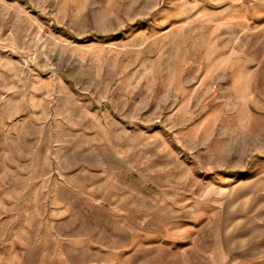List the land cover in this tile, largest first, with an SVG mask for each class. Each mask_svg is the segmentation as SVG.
I'll return each instance as SVG.
<instances>
[{
    "label": "rangeland",
    "instance_id": "rangeland-1",
    "mask_svg": "<svg viewBox=\"0 0 264 264\" xmlns=\"http://www.w3.org/2000/svg\"><path fill=\"white\" fill-rule=\"evenodd\" d=\"M261 172L264 0H0V264H264Z\"/></svg>",
    "mask_w": 264,
    "mask_h": 264
},
{
    "label": "crops",
    "instance_id": "crops-1",
    "mask_svg": "<svg viewBox=\"0 0 264 264\" xmlns=\"http://www.w3.org/2000/svg\"><path fill=\"white\" fill-rule=\"evenodd\" d=\"M244 183L247 185V192L232 193L234 201L232 205L239 207L238 216L232 219L233 227H246V231L240 230L247 233L245 237L249 257H262L264 256V172L249 177Z\"/></svg>",
    "mask_w": 264,
    "mask_h": 264
}]
</instances>
